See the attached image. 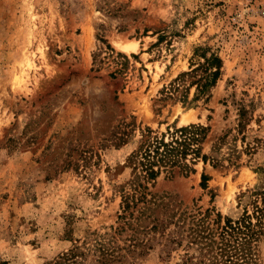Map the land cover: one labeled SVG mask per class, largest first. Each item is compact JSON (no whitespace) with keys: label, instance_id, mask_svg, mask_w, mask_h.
<instances>
[{"label":"rangeland","instance_id":"obj_1","mask_svg":"<svg viewBox=\"0 0 264 264\" xmlns=\"http://www.w3.org/2000/svg\"><path fill=\"white\" fill-rule=\"evenodd\" d=\"M212 53L219 77L197 95L191 69ZM192 123L206 162L137 177L143 135ZM250 190L264 191V0H0V264H201L195 235Z\"/></svg>","mask_w":264,"mask_h":264},{"label":"trees","instance_id":"obj_2","mask_svg":"<svg viewBox=\"0 0 264 264\" xmlns=\"http://www.w3.org/2000/svg\"><path fill=\"white\" fill-rule=\"evenodd\" d=\"M204 57L191 69L197 77L198 94H203L216 82L220 74L221 59L216 54ZM187 74V73H186ZM207 126L188 124L168 128L166 132L143 135L138 146L129 154V164L137 177L155 179L161 171L177 167L181 173L193 171L187 160L195 163L198 158L206 162L208 155L202 153L200 143L205 138ZM189 156V157H188ZM189 158V159H188ZM208 177L201 175L200 184L206 187ZM136 187L141 184L136 183ZM238 211L225 215L217 231H201L194 238L201 241L199 263L201 264H258L256 250L264 238V191L250 190L239 197Z\"/></svg>","mask_w":264,"mask_h":264},{"label":"bare ground","instance_id":"obj_3","mask_svg":"<svg viewBox=\"0 0 264 264\" xmlns=\"http://www.w3.org/2000/svg\"><path fill=\"white\" fill-rule=\"evenodd\" d=\"M113 43L116 45V47L119 50L126 52V53H129L136 48V42L134 40L114 39ZM28 60H29V58H28ZM27 65L31 66L32 64L30 62H27ZM15 78H16V83L20 84V79L18 78V76H16ZM189 118H190V116H189V114H187V115L183 116L180 121H181V123L184 124V123L188 122Z\"/></svg>","mask_w":264,"mask_h":264}]
</instances>
